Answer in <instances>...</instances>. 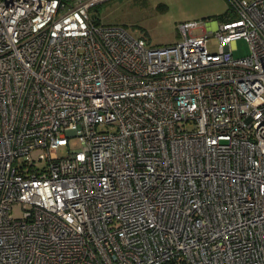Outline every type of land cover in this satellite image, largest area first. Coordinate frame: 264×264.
I'll list each match as a JSON object with an SVG mask.
<instances>
[{"label":"built area","instance_id":"1","mask_svg":"<svg viewBox=\"0 0 264 264\" xmlns=\"http://www.w3.org/2000/svg\"><path fill=\"white\" fill-rule=\"evenodd\" d=\"M102 1L0 0V264H264V0L156 46Z\"/></svg>","mask_w":264,"mask_h":264},{"label":"rangeland","instance_id":"2","mask_svg":"<svg viewBox=\"0 0 264 264\" xmlns=\"http://www.w3.org/2000/svg\"><path fill=\"white\" fill-rule=\"evenodd\" d=\"M229 0H104L89 10V15L97 24H118L125 27L135 37L145 39L147 45H166L178 41L181 34L178 23L185 20L201 21L207 25L218 21L222 14L234 17ZM208 48L216 50L217 41L213 32L208 31ZM246 39L234 43L235 57L249 54ZM79 147L76 136L69 138L68 146L54 149L53 156L65 155L68 150ZM12 214L19 216L21 209L14 204Z\"/></svg>","mask_w":264,"mask_h":264},{"label":"trees","instance_id":"3","mask_svg":"<svg viewBox=\"0 0 264 264\" xmlns=\"http://www.w3.org/2000/svg\"><path fill=\"white\" fill-rule=\"evenodd\" d=\"M229 17H231L230 15H226V14H222L219 18H218V20H225V19H227V18H229Z\"/></svg>","mask_w":264,"mask_h":264},{"label":"crops","instance_id":"4","mask_svg":"<svg viewBox=\"0 0 264 264\" xmlns=\"http://www.w3.org/2000/svg\"><path fill=\"white\" fill-rule=\"evenodd\" d=\"M213 26H214V24L212 23V24H211V27H213Z\"/></svg>","mask_w":264,"mask_h":264}]
</instances>
